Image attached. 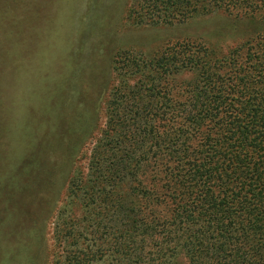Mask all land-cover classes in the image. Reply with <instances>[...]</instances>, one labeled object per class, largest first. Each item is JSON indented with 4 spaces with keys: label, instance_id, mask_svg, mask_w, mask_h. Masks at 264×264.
<instances>
[{
    "label": "trees",
    "instance_id": "16d2710c",
    "mask_svg": "<svg viewBox=\"0 0 264 264\" xmlns=\"http://www.w3.org/2000/svg\"><path fill=\"white\" fill-rule=\"evenodd\" d=\"M213 11L263 26L222 52L183 36L114 54L101 126L65 186L78 210L56 209L54 264H264V0H130L127 17Z\"/></svg>",
    "mask_w": 264,
    "mask_h": 264
},
{
    "label": "rangeland",
    "instance_id": "374dc122",
    "mask_svg": "<svg viewBox=\"0 0 264 264\" xmlns=\"http://www.w3.org/2000/svg\"><path fill=\"white\" fill-rule=\"evenodd\" d=\"M0 264H54L53 223L84 171L115 83L117 51L151 53L189 36L224 51L263 26L220 11L136 23L130 0H0ZM60 216H71L78 206ZM59 217V214H58Z\"/></svg>",
    "mask_w": 264,
    "mask_h": 264
}]
</instances>
